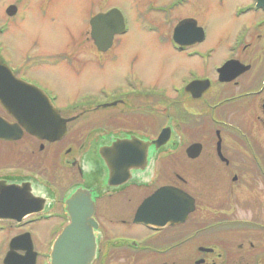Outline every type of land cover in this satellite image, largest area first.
Here are the masks:
<instances>
[{"label": "flooded vegetation", "instance_id": "flooded-vegetation-1", "mask_svg": "<svg viewBox=\"0 0 264 264\" xmlns=\"http://www.w3.org/2000/svg\"><path fill=\"white\" fill-rule=\"evenodd\" d=\"M190 1L170 0L159 6L149 4L146 14L159 15L165 22L169 13L184 8ZM237 1L244 3L234 6V19L257 18L240 27L237 24L225 57L217 63L212 64L214 51L210 48H188L187 40L198 39L203 34L204 40L207 37L205 28L193 23L196 20L188 18L189 22L184 24L188 28L179 37L180 45L173 43L176 27L173 29L169 38L170 51L184 55L186 62L198 61V68L191 65L179 76L177 84L165 89L145 87L130 78L123 80L120 90L112 94L100 88L101 98H78L58 108L56 95L18 71V78L45 91L59 117L66 121L63 138L54 143L23 132L16 142L26 139L33 144V150L28 148L31 155L36 148L39 153L50 146L56 148L67 137L69 144L75 145L74 136L82 137L87 126H92L89 130L92 139L80 142L78 147L79 162L82 158L86 160L90 170L83 172L79 164L76 170L81 182L72 186L74 190H90L93 202L95 250L91 264H264V156L261 155L264 154L261 150L264 148V0ZM140 25L144 31L165 40L158 24L145 21ZM230 61L237 63V68L223 74L222 78H230L236 70L238 74L230 82H220L217 71ZM167 89L174 99L169 98ZM116 106H120L122 112L111 117L110 114L108 117L94 116L88 125L69 127L80 114L74 116L73 113L79 110L102 109L106 113L105 110ZM159 137L162 145L154 143ZM184 140H189L187 145H182ZM68 148L64 152L65 165L70 163L66 159L71 152ZM180 148H185L183 154L189 164L187 180L179 175ZM190 148L192 150L187 153ZM101 149L108 151L106 157L111 165L127 166L125 163H128L130 177L125 184L109 187V170L100 155ZM129 153L138 158L145 153V161L118 162L120 155L127 157ZM35 180L0 178L6 185L31 186L46 209L55 203V197L48 185ZM36 183L40 185L39 190ZM162 188H168L171 197L162 196L164 200L160 203L171 209H161L153 202L145 216L162 217L152 219L156 220L154 224L136 221L142 205ZM174 190L186 193L192 200L193 209L181 224L178 223L176 206L179 201L174 199ZM163 211L167 214H162ZM64 216L62 206V214L43 212L20 222L12 221L14 228L22 231L8 238V242L5 237L0 239V264H5V256L15 238H20L16 243L20 248L29 246L25 238L31 240L34 251L33 232L23 229L50 220L62 222ZM118 227L125 231H117ZM6 229L0 223V234ZM24 255V251H18L16 261L27 264ZM44 258L40 262L35 258L34 264H50L49 255L48 259Z\"/></svg>", "mask_w": 264, "mask_h": 264}, {"label": "rangeland", "instance_id": "rangeland-1", "mask_svg": "<svg viewBox=\"0 0 264 264\" xmlns=\"http://www.w3.org/2000/svg\"><path fill=\"white\" fill-rule=\"evenodd\" d=\"M169 1L0 0V30L2 23L7 25V29L0 34L1 59L7 65L18 69L20 75L37 81L56 95L57 107L61 108L67 102L78 98L91 96L101 98L100 88L107 90V94L119 91L125 79L131 78L145 87L162 89L177 84L179 76L191 65L195 69L198 68L196 64L198 61L186 62L184 55H176L170 51L169 38L178 22L182 20L191 18L197 21H193L196 25L205 28L206 39L202 43L194 41L196 40L194 38L187 40L188 48L201 50L210 48L214 51L212 60L214 64L225 57L238 26L249 24L257 18L251 16L243 20L234 19L232 17L234 6L244 3L237 0H224L221 3L219 0H191L184 8L169 13L165 22L159 15L146 14L147 5H165ZM9 6L17 9L11 17L5 14ZM110 7L121 11L126 18L129 32L126 36L114 39L108 51L98 52L91 39L89 20ZM145 21L160 26V33L165 42L157 35L141 29L140 24ZM4 32L6 33L3 35ZM192 41L194 42L191 45ZM254 42L251 40V43ZM39 60L45 63L40 64ZM34 65L36 66L33 67ZM167 93L169 98L174 99L169 89ZM121 110L120 106L110 107L105 110L106 113L102 109L79 110L73 113L74 116L80 114L69 127L73 129L77 125H88L93 122L94 116L108 117L110 114L111 117L112 114L122 112ZM4 116L6 115L0 106V117ZM89 126L88 130L82 133V137L77 134L74 136L75 145L69 144L67 137L58 145L59 147L50 146L42 153L36 148L32 155L28 148H32L33 144L27 143L26 139L16 143L0 142V178L32 180L36 177L37 182H44L50 187L55 197V203L42 211L62 214L66 194L72 186L81 182L76 168L80 164L83 172L90 170L86 160L82 158L79 162L78 148L80 142L92 139L89 133L92 126ZM188 142L189 140H184L182 145ZM66 146L70 147L68 151H71L66 156L70 162L67 165L64 164ZM184 149L180 148L179 175L187 180L189 164L183 154ZM261 150L264 152V148ZM83 151L84 149L82 154ZM261 155L264 156L262 153ZM188 187L187 181L186 188ZM60 222L50 220L23 229L33 232L31 239L34 252L38 254L37 261L44 260V257L48 259L50 247L61 230ZM0 223L7 227L6 231L0 234V239L5 237L7 242L22 231L16 230L12 221L0 220ZM116 230L125 231V228L118 227Z\"/></svg>", "mask_w": 264, "mask_h": 264}, {"label": "water", "instance_id": "water-1", "mask_svg": "<svg viewBox=\"0 0 264 264\" xmlns=\"http://www.w3.org/2000/svg\"><path fill=\"white\" fill-rule=\"evenodd\" d=\"M15 12L14 7H9L8 15ZM91 38L99 52H105L110 48L113 37L122 31L123 24L118 12L110 11L106 14H99L90 20ZM181 23L176 28L175 34L184 33L188 25ZM179 36V35H178ZM177 37V35H175ZM178 39V38H177ZM181 42V41H179ZM182 43V42H181ZM225 72V71H224ZM223 72V73H224ZM237 74L233 77H236ZM225 79V80H230ZM0 106L16 122L10 124L0 117V140L15 141L23 135L22 129L40 140L53 142L62 138L65 131V122L59 119L58 114L48 102L43 93L37 88L17 80L8 67L0 61ZM156 145H162L161 137L154 142ZM160 143V144H159ZM121 150H124L121 148ZM192 148L187 150L190 153ZM108 152V151H107ZM107 152L100 150L104 162L109 170L108 185L117 187L123 185L129 179V165L121 166L109 162ZM130 155H120L121 162L138 159L145 161V153L141 158ZM191 157V156H190ZM120 167H117V166ZM122 167V168H121ZM29 187L5 186L0 183V219L14 220L20 222L25 216L39 212L42 209L43 202L33 197L29 192ZM170 190L163 188L145 202L139 209L136 221L139 223L154 224L161 215H146V210L152 207L156 202L157 207L161 209H171L168 205H162L160 201L162 196L170 198ZM174 199L179 201L176 206L179 215L178 223H183L187 215L192 211V200L183 192L175 191ZM151 204V205H150ZM64 211L68 218V224L61 230L54 240L50 252V264H91L94 258L95 239L93 228L95 224L92 220L94 213L93 202L90 196V190L77 188L72 191L64 200ZM156 206V205H155ZM155 208V207H154ZM143 212V213H142ZM167 214L163 211L162 214ZM150 217V218H148ZM20 238L14 239L10 244V251L5 257V264H20L22 260L16 261L15 250L25 251L24 258L28 264L35 263V253L32 252V246L29 244L26 248L16 246ZM26 242L27 239H25Z\"/></svg>", "mask_w": 264, "mask_h": 264}, {"label": "bare ground", "instance_id": "bare-ground-1", "mask_svg": "<svg viewBox=\"0 0 264 264\" xmlns=\"http://www.w3.org/2000/svg\"><path fill=\"white\" fill-rule=\"evenodd\" d=\"M240 18H242V17H240ZM6 32H7V31H6ZM6 32H4L3 35H4ZM128 32H129V29H127L126 33H125L123 36H126V35L128 34ZM123 36H120V37H123ZM32 186H33V185H32ZM35 187L39 190L38 187H40V185L36 183V186H35Z\"/></svg>", "mask_w": 264, "mask_h": 264}]
</instances>
